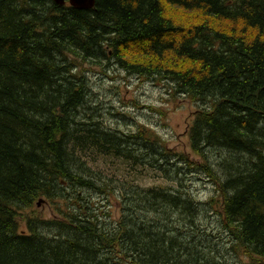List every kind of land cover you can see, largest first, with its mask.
Wrapping results in <instances>:
<instances>
[{"label":"trees","instance_id":"trees-1","mask_svg":"<svg viewBox=\"0 0 264 264\" xmlns=\"http://www.w3.org/2000/svg\"><path fill=\"white\" fill-rule=\"evenodd\" d=\"M108 61L200 104L190 152L145 123H106L85 64ZM41 199L53 217L23 212ZM241 254L264 260V0H0V264Z\"/></svg>","mask_w":264,"mask_h":264},{"label":"rangeland","instance_id":"rangeland-1","mask_svg":"<svg viewBox=\"0 0 264 264\" xmlns=\"http://www.w3.org/2000/svg\"><path fill=\"white\" fill-rule=\"evenodd\" d=\"M88 69L91 93H95L94 105H102L101 111L105 114L107 124L114 125L125 131H133L141 123L154 128L168 143L180 151H191L190 140L187 134L188 123L192 120L194 111L198 108L184 95H175L169 82L145 78L139 75H129L123 72L115 63L85 64ZM164 110V112H163ZM113 113H125L128 117L122 118ZM160 113H165L166 116ZM188 173L185 182L190 183L194 194L199 200H205L212 195L211 185L200 181ZM154 177H156L154 175ZM145 176L139 180L144 186L161 185L163 179H149ZM162 186V185H161ZM95 200L101 201L102 194L92 193ZM106 201L107 209L116 213V197L109 194ZM109 202V204H108ZM26 215L39 214L51 218L57 212L56 207L49 201L35 203L31 208L23 211ZM21 229L26 230V224L21 221ZM261 261L259 257L246 254L231 258V264H256ZM224 263V262H223ZM262 263V262H261Z\"/></svg>","mask_w":264,"mask_h":264},{"label":"water","instance_id":"water-1","mask_svg":"<svg viewBox=\"0 0 264 264\" xmlns=\"http://www.w3.org/2000/svg\"><path fill=\"white\" fill-rule=\"evenodd\" d=\"M57 4L63 5L66 2H69L70 5L77 7L79 9H91L94 4L95 0H54ZM41 200L38 201V205L40 204ZM264 264V263H260Z\"/></svg>","mask_w":264,"mask_h":264},{"label":"flooded vegetation","instance_id":"flooded-vegetation-1","mask_svg":"<svg viewBox=\"0 0 264 264\" xmlns=\"http://www.w3.org/2000/svg\"><path fill=\"white\" fill-rule=\"evenodd\" d=\"M261 261H258L256 264H259Z\"/></svg>","mask_w":264,"mask_h":264}]
</instances>
